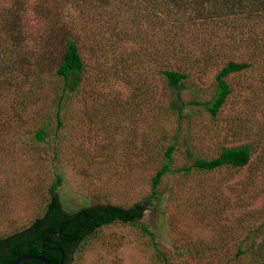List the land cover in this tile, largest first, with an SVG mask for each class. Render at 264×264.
Here are the masks:
<instances>
[{
    "label": "rangeland",
    "instance_id": "obj_1",
    "mask_svg": "<svg viewBox=\"0 0 264 264\" xmlns=\"http://www.w3.org/2000/svg\"><path fill=\"white\" fill-rule=\"evenodd\" d=\"M135 12L143 18L131 21L133 12H125L113 23V35L97 28L112 19L110 12L95 20L90 12L85 15L86 73L59 109V128L54 96L60 81L48 72L47 59L37 74L32 68L0 74V237L41 214L56 175L61 183L55 195L67 211L92 204L127 207L148 195L169 145L175 144L176 168L189 165L193 156L210 158L222 147L250 144L254 151L241 169L165 175L161 198L144 207L139 221L174 264H246V258L232 260L236 248L248 245L245 237L258 242L264 236V71L229 75L231 93L211 118L202 106L186 103L207 101L216 72L227 59L244 60L246 51L233 53L237 43L218 31L210 32V42L206 32L195 39L185 34L183 43L198 47L194 56L204 44L213 50H208L211 62L187 80L178 118L157 72L169 66L163 50L168 25L158 21L175 19L155 13L149 20L145 11ZM193 13L191 18L200 17ZM39 129L44 136L37 142L31 137ZM70 264L159 263L133 226L112 224L91 236Z\"/></svg>",
    "mask_w": 264,
    "mask_h": 264
},
{
    "label": "trees",
    "instance_id": "obj_2",
    "mask_svg": "<svg viewBox=\"0 0 264 264\" xmlns=\"http://www.w3.org/2000/svg\"><path fill=\"white\" fill-rule=\"evenodd\" d=\"M27 2L0 0V74L29 68L37 74L45 69L42 63L47 59L48 72L60 81L58 93L54 96L58 128L61 127L59 109L65 97L78 89L86 73L81 39L87 33L84 26L88 12L94 15V20L102 13L112 14L114 21L108 19L97 24L98 29L108 30V35L115 34L117 24L113 23L123 20L122 15L127 11L133 12L131 21L143 18L140 12L135 11H145L149 20L156 19L155 13H166L167 17L175 19L167 24L158 21V25H168V39L163 50L167 53L169 66L158 67L157 72L173 96L170 109L178 118L185 106L181 92L187 80L196 70L211 62L208 52L213 50L204 44L199 47H205V50L194 56L198 47L194 42L183 43L185 34L195 39L199 31L206 32L203 37L210 42V32L218 31L237 43L233 53L241 48L246 51L244 60L227 59L216 72L213 92L207 101L186 103L202 106L211 118L217 115L231 93L226 81L229 75L250 69L264 71V0H33L30 6ZM195 11L200 17L191 18ZM29 12L35 14L32 17L36 21L35 27L30 24ZM92 34L99 36L98 32ZM118 60L123 62L121 57ZM43 136L44 131L39 129L31 138L40 142ZM174 150L175 144H171L163 151V162L150 179L148 195L127 207L92 204L67 211L55 195L61 183V178L56 175L48 188L49 199L41 214L23 229L0 237V264H12L17 256L25 254L38 255L51 264H58L61 254L57 248L64 254L62 264H70L73 255L91 236L112 224L133 226L148 241L156 262L174 264L155 240L153 232L139 222L144 207L158 203L161 198L158 188L163 177L178 173H208L221 168L238 170L248 165L254 151L250 144L222 147L213 157L193 156L189 165L172 168ZM244 240L248 245L244 249L237 247L232 260L246 258V264H264V236L258 242L253 237H245ZM20 264L42 263L25 261Z\"/></svg>",
    "mask_w": 264,
    "mask_h": 264
},
{
    "label": "water",
    "instance_id": "obj_3",
    "mask_svg": "<svg viewBox=\"0 0 264 264\" xmlns=\"http://www.w3.org/2000/svg\"><path fill=\"white\" fill-rule=\"evenodd\" d=\"M58 251L60 252L61 254V258L58 262V264H62V260H63V257H64V254H63V251L60 250L59 248H57ZM25 261H38V262H41L42 264H51L47 259L41 257V256H38V255H30V254H25V255H19L17 256L13 263L12 264H20L21 262H25Z\"/></svg>",
    "mask_w": 264,
    "mask_h": 264
},
{
    "label": "clouds",
    "instance_id": "obj_4",
    "mask_svg": "<svg viewBox=\"0 0 264 264\" xmlns=\"http://www.w3.org/2000/svg\"><path fill=\"white\" fill-rule=\"evenodd\" d=\"M34 13L33 12H29L28 13V17H29V20H30V24L31 26L35 27V24H36V21L34 19H32V17H34ZM29 45L31 44V41L28 42Z\"/></svg>",
    "mask_w": 264,
    "mask_h": 264
}]
</instances>
